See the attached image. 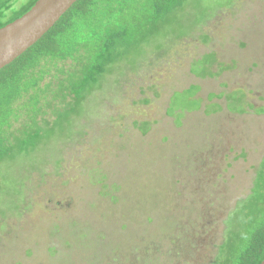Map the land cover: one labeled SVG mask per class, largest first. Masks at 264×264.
<instances>
[{
  "label": "rangeland",
  "instance_id": "374dc122",
  "mask_svg": "<svg viewBox=\"0 0 264 264\" xmlns=\"http://www.w3.org/2000/svg\"><path fill=\"white\" fill-rule=\"evenodd\" d=\"M229 1L204 0L203 21L180 12L171 23L183 30L160 29L162 50L89 97L79 132L0 165V264H188L181 251L191 249L189 264H204L216 254L264 154V114L246 106L264 107V0L215 8ZM206 54L215 77L197 78L192 64ZM238 100L244 113L229 112Z\"/></svg>",
  "mask_w": 264,
  "mask_h": 264
},
{
  "label": "trees",
  "instance_id": "16d2710c",
  "mask_svg": "<svg viewBox=\"0 0 264 264\" xmlns=\"http://www.w3.org/2000/svg\"><path fill=\"white\" fill-rule=\"evenodd\" d=\"M37 1L0 0V28L20 18ZM203 1L79 0L75 3L42 39L0 70V165L14 163L20 157L43 155L37 153L48 149L47 144L54 141H49L50 137L58 140L72 134L73 129L79 132L82 127L75 126L76 119L90 102L89 97L99 89L103 91L101 85L111 79L120 84L127 73L140 68L136 65L144 56L162 50L168 34L159 36L160 29L164 25L173 26L171 21L180 12H195L197 21L208 18L207 11L199 12ZM230 1L215 8L226 7ZM182 25L184 21L177 29L173 26L174 33L183 30ZM203 39L207 40L208 36ZM65 62L71 65L66 66ZM211 64L212 56L206 54L192 64L191 73L201 79L215 77ZM196 66H201L204 72L198 73ZM225 69L222 66L219 70ZM46 77L48 82L43 83ZM197 91L198 87L191 86L186 93L190 98ZM192 103L198 106V102ZM237 103H228L226 109L244 113L240 100ZM246 106L264 114V107ZM47 111L52 115L47 117ZM137 128L143 135L148 130L145 124ZM255 176L249 194L228 213L216 254L207 256L204 264H260L264 259V154ZM214 180V175L212 181L207 177L208 189ZM236 224L239 231L228 229ZM215 240L207 226V243ZM194 251H181L186 263H190L187 257L193 258Z\"/></svg>",
  "mask_w": 264,
  "mask_h": 264
},
{
  "label": "water",
  "instance_id": "95a60500",
  "mask_svg": "<svg viewBox=\"0 0 264 264\" xmlns=\"http://www.w3.org/2000/svg\"><path fill=\"white\" fill-rule=\"evenodd\" d=\"M78 1L38 0L20 18L0 28V70L42 39Z\"/></svg>",
  "mask_w": 264,
  "mask_h": 264
}]
</instances>
